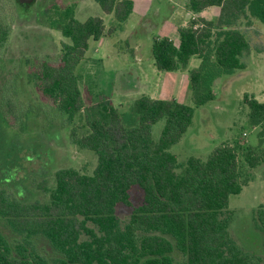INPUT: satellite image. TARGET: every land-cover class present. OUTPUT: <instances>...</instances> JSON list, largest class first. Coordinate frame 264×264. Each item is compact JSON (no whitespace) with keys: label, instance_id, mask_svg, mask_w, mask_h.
I'll return each instance as SVG.
<instances>
[{"label":"trees","instance_id":"1","mask_svg":"<svg viewBox=\"0 0 264 264\" xmlns=\"http://www.w3.org/2000/svg\"><path fill=\"white\" fill-rule=\"evenodd\" d=\"M97 1L114 15L110 26L100 16L81 21L72 5L44 11L48 25L68 41L57 59L36 58L26 74L39 96L71 122L85 108L76 69L90 40L121 30L134 10L133 0ZM187 1L194 17L179 27V42L169 36L156 38L152 55L160 71L186 70L193 57L201 60L189 69V86L199 107L215 100L220 77L246 67L251 42L238 21L251 15L264 22V0ZM209 7H220L219 16L205 17L202 13ZM11 31L10 18L0 7V67ZM19 77V72L10 73L0 80V121L1 112L17 117ZM244 102L252 128L260 129L258 145L221 143L206 160L190 156L177 173L181 164L170 147L192 125L195 106L143 95L122 111L105 98L97 105L104 112L86 116L85 130L76 126L70 133L72 143L98 154L93 174L58 168L55 186L45 188L49 200L43 202H26L0 189V217L19 236L11 241L0 229V264H178L175 252L182 254L184 264H261L259 256L231 238L226 213L230 196L241 193L253 179L252 169L264 162V101L245 94ZM164 118L156 142L153 125ZM136 186L143 190V203L123 222L118 206L133 205ZM255 220L264 236V205ZM42 236L55 256L37 248L33 239Z\"/></svg>","mask_w":264,"mask_h":264},{"label":"rangeland","instance_id":"2","mask_svg":"<svg viewBox=\"0 0 264 264\" xmlns=\"http://www.w3.org/2000/svg\"><path fill=\"white\" fill-rule=\"evenodd\" d=\"M74 6L76 17L85 21L90 16L104 18L107 26L114 20L105 13L97 0H35L25 8L17 0L0 1V7L10 18L12 31L3 53L0 80L10 73L22 75L18 89L17 117L1 112L0 121V189L12 197L26 202L48 201L46 187L55 186V171L61 167H74L82 173L93 174L98 163L96 151L80 148L71 142L74 127L85 130L86 116L104 112L99 103L105 98L122 111H127L135 99L149 95L160 99H176L195 106L189 86V69L199 66L200 59L193 57L186 70L160 71L155 65L152 45L164 34L158 12L138 15L134 11L126 21L125 30L117 31L100 40H90V48L76 71L81 75L80 88L85 108L75 122L57 113L42 99L26 74L36 58L55 60L63 42L62 32L46 22L44 11L54 6L65 9ZM169 12V10H168ZM166 16H168V13ZM218 9L206 12L215 18ZM165 16V17H166ZM164 17V18H165ZM251 42L244 56L246 67L235 74L219 78L215 83V100L204 106H195L193 123L179 142L170 147L185 167L190 156L206 160L221 143L239 140L242 145H258L259 127L252 128L245 94L264 101V22L248 15L238 21ZM178 41L179 36H173ZM165 118L153 125V138L159 141ZM243 164L242 153L239 155ZM253 179L242 192L230 196L226 213L230 216L229 234L246 252L261 258L264 264L263 234L257 227L255 216L264 205V162L252 169ZM132 206L121 204L117 212L123 222L134 208L144 200L138 186L131 191ZM0 229L11 241L19 236L0 217ZM37 248L50 257L56 255L46 237L33 239ZM178 264H184L182 254L175 252Z\"/></svg>","mask_w":264,"mask_h":264},{"label":"crops","instance_id":"3","mask_svg":"<svg viewBox=\"0 0 264 264\" xmlns=\"http://www.w3.org/2000/svg\"><path fill=\"white\" fill-rule=\"evenodd\" d=\"M133 1H134L133 12L137 11L138 15L148 13V12L149 13L158 12V13L162 14L163 17L161 19V22L163 24V30H164L163 36H169L171 39H173L175 41V43L179 42V39H178V41H176L173 37V36H178L179 27L187 26L190 19L194 17V14L188 9V5H187L188 1L187 0H133ZM212 9H218L219 13L217 14V16H219L220 7H209L207 9H205L202 14L205 17H207L206 12H209ZM168 10H169V12H168ZM167 12L169 13L168 16H166ZM217 16H215V18ZM207 18H209V17H207ZM210 19H212V18H210ZM113 21L114 20H111V22H113ZM125 24H124L123 28L119 31L125 30ZM151 97H153V96H151ZM153 98H156V97H153ZM158 99H160V98H158Z\"/></svg>","mask_w":264,"mask_h":264},{"label":"water","instance_id":"4","mask_svg":"<svg viewBox=\"0 0 264 264\" xmlns=\"http://www.w3.org/2000/svg\"><path fill=\"white\" fill-rule=\"evenodd\" d=\"M21 3L32 4L35 0H19Z\"/></svg>","mask_w":264,"mask_h":264},{"label":"built area","instance_id":"5","mask_svg":"<svg viewBox=\"0 0 264 264\" xmlns=\"http://www.w3.org/2000/svg\"><path fill=\"white\" fill-rule=\"evenodd\" d=\"M196 26H202L201 24H198V25H196Z\"/></svg>","mask_w":264,"mask_h":264}]
</instances>
